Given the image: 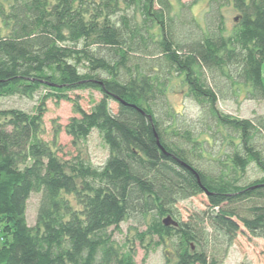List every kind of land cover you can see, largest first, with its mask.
<instances>
[{
	"label": "trees",
	"instance_id": "trees-1",
	"mask_svg": "<svg viewBox=\"0 0 264 264\" xmlns=\"http://www.w3.org/2000/svg\"><path fill=\"white\" fill-rule=\"evenodd\" d=\"M216 3L202 25L189 6L175 19L170 0H0V264H135L134 248L112 236L132 219L136 242L159 238L178 264H220L238 235L264 238V116L217 107L227 84L264 101V0H232L238 23L227 36ZM176 80L212 139L229 147L225 160L201 165L209 139L168 103ZM41 89L34 113L1 108ZM88 89L102 94L89 112L68 94ZM50 98L73 103L75 142L99 134L102 166L63 160L43 139ZM251 165L261 177L248 182ZM33 193L41 199L31 227ZM201 194L207 210L182 221L176 204Z\"/></svg>",
	"mask_w": 264,
	"mask_h": 264
},
{
	"label": "rangeland",
	"instance_id": "rangeland-1",
	"mask_svg": "<svg viewBox=\"0 0 264 264\" xmlns=\"http://www.w3.org/2000/svg\"><path fill=\"white\" fill-rule=\"evenodd\" d=\"M170 1L173 4L174 10L172 16L175 19L181 16L183 11L188 12V8L186 7L189 6L192 16L202 25L205 24L206 17H208L213 6L217 7L218 5L216 0ZM219 3L220 13L224 17L225 35H232L238 23L235 19L238 17L239 13L235 9L232 0H219ZM5 34H7V30L4 28L0 18V35ZM172 85L167 89L168 103L177 113L182 115V120L186 122L187 126H190L194 129L196 134L200 135L198 139L201 142L209 139V143L204 146L205 151L202 152L201 157L198 156L201 165H215V160H225V154L230 152V149L226 144H222L218 138L212 139V133L202 125L201 121L203 120L204 113L201 106L188 95L187 89L183 87V85L178 86V81ZM237 88L238 87L235 85L232 86L227 84L225 90L227 93L224 94L225 99L220 98L217 103L219 110L226 115L240 119H255L264 116V101L250 100L247 95V92L250 90L249 86H242V91L240 93H237ZM47 92V90L41 89L33 99L20 96L3 99L1 108L19 109L27 113H34L40 98ZM68 94L71 98L78 99L81 107L87 112L92 109L96 102L102 99V94L100 92L91 89L71 91ZM45 105L46 112L42 123L44 128L43 139L50 144H55L54 149L58 156L66 161L80 159L90 162L94 167L102 166L109 152L96 131H94L88 139L78 142H75L68 134L67 130L71 120L73 118H79V115L75 114L73 103L64 100L58 102L56 99L50 98L46 101ZM110 107L114 113L117 112V104L115 102L111 101ZM207 151L208 153H206ZM246 174L249 179L248 182H252L261 177V173L254 165L249 167ZM40 199L41 194L33 193L27 202L26 217L31 227H34L37 223ZM207 207L208 199L206 194L179 201L176 204V210L179 214L178 217L182 221H188L192 215L206 211ZM138 223L137 221L134 222V219H132L121 224V231L111 230L113 231V240H115L116 243L120 246L123 245V247L128 245L134 248L135 264H178L176 250L169 244L165 245L159 238H154L152 243L147 241L144 245H140L134 240L135 233L134 231H130V227H139L140 224ZM139 229L140 231H144L145 227L140 226ZM128 246L127 251L129 249ZM127 251L125 249V252ZM244 262L248 264H264V238L250 239L247 235H238L220 264H241Z\"/></svg>",
	"mask_w": 264,
	"mask_h": 264
},
{
	"label": "water",
	"instance_id": "water-1",
	"mask_svg": "<svg viewBox=\"0 0 264 264\" xmlns=\"http://www.w3.org/2000/svg\"><path fill=\"white\" fill-rule=\"evenodd\" d=\"M177 225L176 223H174V222H172L171 221V218H166L165 220H164V225H166V226H170V225Z\"/></svg>",
	"mask_w": 264,
	"mask_h": 264
}]
</instances>
